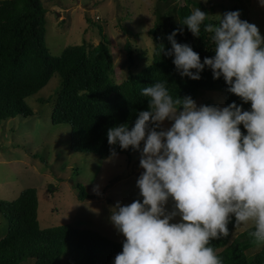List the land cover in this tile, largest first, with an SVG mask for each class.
<instances>
[{
  "label": "clouds",
  "instance_id": "obj_1",
  "mask_svg": "<svg viewBox=\"0 0 264 264\" xmlns=\"http://www.w3.org/2000/svg\"><path fill=\"white\" fill-rule=\"evenodd\" d=\"M209 15L192 9L167 34L166 55L181 77L198 80L207 66L250 109L174 98L167 79L140 89L148 109L131 126L107 130L109 159L117 156L114 146L131 147L143 169L136 180L142 199L109 206L110 222L124 237L112 264H223L211 241L229 236L230 222L234 229L251 225L249 237L264 244V35L240 10L213 15L215 23L206 22ZM183 26L195 37L210 34L214 55L202 61L189 43L178 42Z\"/></svg>",
  "mask_w": 264,
  "mask_h": 264
},
{
  "label": "trees",
  "instance_id": "obj_2",
  "mask_svg": "<svg viewBox=\"0 0 264 264\" xmlns=\"http://www.w3.org/2000/svg\"><path fill=\"white\" fill-rule=\"evenodd\" d=\"M194 7L205 12L200 1L186 0L173 8L150 30L155 41L152 63L138 73L130 72L126 84L120 88L111 78L114 59L109 40L100 27L102 41L92 46L84 41L69 46L60 56H53L46 42L47 9L42 0H0V125L16 117H32L27 98L38 94L58 74L62 85L52 116L54 125L71 126L72 147L109 159L110 146L107 130L122 123L134 122L139 110L148 109V99L140 89L157 80H168L167 87L173 97L191 96L195 101L204 91H216L225 96V106L233 101L244 104L240 97L227 91L224 79H214L207 66L201 78L181 77L173 64V57L166 55L171 48L167 34L181 27L180 22ZM206 22H217L210 17ZM177 34L181 43H189L201 60L211 57L210 34L201 32L195 37L183 26ZM125 32H129L127 29ZM264 35V34H263ZM130 64L144 55H135L130 42L126 44ZM43 101V99H41ZM242 132L246 133L241 125ZM117 154L130 159L138 151L131 147L114 146ZM78 200L94 198L78 184ZM38 190L28 188L12 201L0 199V214L8 222V230L0 239V264H112L122 251V242L110 239L92 229L72 225L41 228L38 220ZM234 222L229 223L230 234L211 241L223 264H264V244H256L248 233L252 227L232 239ZM72 250L87 253L78 263L66 261Z\"/></svg>",
  "mask_w": 264,
  "mask_h": 264
},
{
  "label": "rangeland",
  "instance_id": "obj_3",
  "mask_svg": "<svg viewBox=\"0 0 264 264\" xmlns=\"http://www.w3.org/2000/svg\"><path fill=\"white\" fill-rule=\"evenodd\" d=\"M42 1L47 9L46 42L51 54L60 56L67 47L84 41L98 45L102 41V27L114 59L111 78L120 88L126 84L131 71L138 73L152 63L156 44L150 30L170 10L186 3V0ZM195 1L203 4L213 20H216L213 15L240 10L241 19L256 24L264 34V6L259 0ZM127 42L131 43L135 55H144L133 65L128 60ZM61 83V77L55 74L43 90L27 98L32 117L18 116L0 125V199L12 201L25 189L36 188L41 228L72 225L96 230L122 242L124 237L110 222L109 206L117 201L128 204L142 199L136 186L143 171L139 166L140 154L131 159L117 154L101 160L97 155L74 149L71 126L52 122ZM196 102L198 105L226 104L225 96L216 91L202 92ZM164 126H170V122L165 121ZM78 184L85 186L94 198L79 201ZM97 185L99 194L93 192ZM171 206L170 201L169 210ZM251 227L236 228L232 239ZM7 230L8 222L0 214V239ZM86 256L85 252L72 250L65 260L78 263Z\"/></svg>",
  "mask_w": 264,
  "mask_h": 264
}]
</instances>
